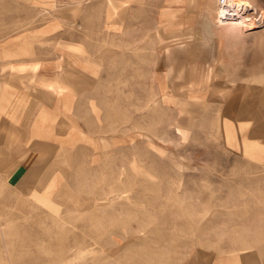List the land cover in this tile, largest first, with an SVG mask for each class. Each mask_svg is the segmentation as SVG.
Masks as SVG:
<instances>
[{"label":"rangeland","instance_id":"1","mask_svg":"<svg viewBox=\"0 0 264 264\" xmlns=\"http://www.w3.org/2000/svg\"><path fill=\"white\" fill-rule=\"evenodd\" d=\"M234 1L232 10L229 0H82L67 14L65 0L3 7L1 23L17 29L71 17L72 38H91L104 15L106 28L126 25L119 39L130 47L115 69L118 150L45 151L62 161L45 183L30 167L9 184L16 162L0 176V264H207L209 250L234 255L247 237L264 242V162L227 141L240 121L264 131V0ZM115 7L119 19L108 15ZM247 7L259 25L240 14ZM7 138L0 160L9 162L24 144L13 128Z\"/></svg>","mask_w":264,"mask_h":264},{"label":"crops","instance_id":"2","mask_svg":"<svg viewBox=\"0 0 264 264\" xmlns=\"http://www.w3.org/2000/svg\"><path fill=\"white\" fill-rule=\"evenodd\" d=\"M54 1L59 0H0V145L8 144L7 136L11 134L12 128L19 142L24 144L23 156L16 155V160L9 162L0 160V176L7 175L8 164L16 162L9 175V184L13 181L16 183L30 167L38 179L40 177L41 182L45 183L53 169L62 163L54 156L45 155V151L57 147L66 148L72 154L71 157L77 158L75 154L81 149L89 154L102 152L100 145L104 142L111 143V153L119 147L118 97L121 93L115 69L122 52L130 47L126 43L121 45L119 39L121 33L127 30L124 23L128 21L121 22L124 24L121 32L119 29L106 28L103 15V23L98 24L91 38L82 35L72 38L66 35L67 25L73 20L71 17L57 21L59 27L56 20L52 19L46 27L19 26L17 29L1 23L2 17L7 15L3 7L9 4L36 8L40 4ZM65 1L70 6L57 9L63 14L70 13L74 4L82 5V0ZM116 7L108 15L119 19L120 14L115 13ZM84 14L85 9L80 7L76 13L77 18ZM112 21L120 23V20ZM100 31L111 33L112 39L98 38L95 32ZM225 31L228 33L230 30ZM237 85L231 88L234 89L233 93L231 89L227 92L231 96L230 104L239 90L240 85ZM216 92L210 90L207 96ZM127 94L132 95L133 92L128 91ZM109 96L117 99L109 102ZM21 111H27L25 118L19 115ZM248 121H240L245 125L227 141L237 145L240 154L244 155L243 159L255 161V165H259V162H264V131L261 132V127L253 123L249 127ZM2 125L7 129L1 130ZM246 143L258 145L263 150L251 155L244 153L240 145ZM36 153L38 155L34 156ZM25 159H32L34 164L26 167L22 163ZM260 168L256 166V170ZM33 190L41 191L40 188ZM246 240L243 247L236 249L238 254L233 255L231 249H227L229 253L209 250L211 262L207 264H264V242L261 243L263 235H253Z\"/></svg>","mask_w":264,"mask_h":264},{"label":"built area","instance_id":"3","mask_svg":"<svg viewBox=\"0 0 264 264\" xmlns=\"http://www.w3.org/2000/svg\"><path fill=\"white\" fill-rule=\"evenodd\" d=\"M221 3H223V0H220V4H221ZM247 8H248V9H243V10H241V11H240V14L245 15V17L252 18V20H253V21H252V23H253L252 26H253L254 24L259 23V22L256 23V19H255L253 16H249V15H248L249 13L252 14V13L254 12V11H253L254 9H250V7H247ZM260 16H262V15H260ZM260 20H261V18H260ZM260 24H261V23H260ZM257 25H259V24H257Z\"/></svg>","mask_w":264,"mask_h":264},{"label":"bare ground","instance_id":"4","mask_svg":"<svg viewBox=\"0 0 264 264\" xmlns=\"http://www.w3.org/2000/svg\"><path fill=\"white\" fill-rule=\"evenodd\" d=\"M230 4H229V7H230V10L234 9V6L236 5V1L234 0H229ZM236 8V7H235Z\"/></svg>","mask_w":264,"mask_h":264}]
</instances>
